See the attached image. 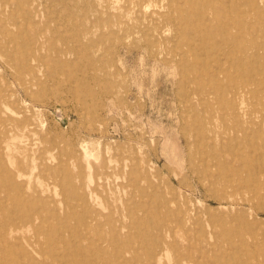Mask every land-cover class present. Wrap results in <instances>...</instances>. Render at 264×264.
Listing matches in <instances>:
<instances>
[{
    "label": "rangeland",
    "instance_id": "obj_1",
    "mask_svg": "<svg viewBox=\"0 0 264 264\" xmlns=\"http://www.w3.org/2000/svg\"><path fill=\"white\" fill-rule=\"evenodd\" d=\"M263 52L264 0H0V264H36L27 242L46 264H198L206 250L228 257L238 247L237 264L242 224L226 203L240 196L222 174L242 166L230 161L240 148L264 141ZM230 70L238 77L221 93L215 79ZM236 115L244 137L233 142ZM16 171L37 196L49 183L51 198L92 192L109 210L97 231L78 208L69 231L10 237L8 221L22 213L12 206ZM161 247L170 251L160 262L150 254Z\"/></svg>",
    "mask_w": 264,
    "mask_h": 264
},
{
    "label": "bare ground",
    "instance_id": "obj_2",
    "mask_svg": "<svg viewBox=\"0 0 264 264\" xmlns=\"http://www.w3.org/2000/svg\"><path fill=\"white\" fill-rule=\"evenodd\" d=\"M18 54H20V53H18ZM10 61H12V60H10ZM45 66H46V64H45ZM214 67H215V64H214ZM229 72L232 73V70L227 71L222 78L216 77V79H215V82L217 83L216 85L219 86V91L221 93L225 91V88L230 89V87H232V85H233L232 82L235 83L236 79L238 77L236 75H235V77L231 75L232 76L231 77L229 75ZM87 81H88V79H87ZM237 89H243L242 85L240 84L239 88H237ZM0 95H1V93H0ZM245 106H246L245 101L242 100L241 104L238 106V110L241 113H243V116L247 117V114H246L247 112L245 111ZM16 107H18V105ZM236 119H237V126H239L241 122L239 120L240 118L238 115H236ZM30 127H31L30 121L25 117L24 118L20 117V121H17V130L21 134L20 136H25L26 133L29 132ZM238 128L239 129L236 130V132H234L235 134L233 133V136L231 138L233 140V142L238 140V134H242L244 137V131L241 130L240 126ZM31 135L35 136L36 134L32 133ZM25 138H27V137L25 136ZM239 145L240 144L238 143V146ZM201 146H203V145H201ZM195 148H196V146H195ZM240 149H242V150H240L239 153H235L232 155L230 161H236L238 163V165H240V163H241L242 166H239V169H236L234 176L222 174L223 175L222 178H224V177L229 178V179H225L226 185L229 188H232L235 192H237V193L239 192V196H240L239 198L227 200V203H226L228 206H233V207H230L228 209L227 214L232 215L235 212L236 214L239 215V218L241 219V224H242L241 232H239L237 234V236L236 235L235 236L238 237V239L241 243V250L239 248V252L241 253V255L244 254L245 256L238 259V261H236V262H237V264H255L252 262V260H256L257 258L264 257V232L261 229H258L260 227V225L264 223V220L262 219L264 217V209L262 208L263 202L259 203L261 193H262V191H264V141H262L260 144L249 143V144L244 145ZM11 151H12V148L8 145L6 148L7 154L10 153ZM51 158H53V160H55L54 157L51 156ZM253 159L261 161V163L259 162L260 164L257 163V165H256V164H254ZM8 161H9L8 165L10 168H14L16 166L17 162L13 161V158L9 157ZM218 161L222 162L224 166L225 165L228 166V164H226V163H228V162H226L227 160H225L223 157H221ZM19 163L28 164L29 160H28V158H25L24 162L19 161ZM31 163H33V165H34L35 160L32 159ZM204 165H206V164H204ZM89 168H91V167L89 166ZM203 168H205V166H203ZM11 170H14V169H11ZM11 173H12V171H8L9 175ZM217 173H218V171H217ZM148 176H149L148 178L144 177L142 180L148 181L149 178L151 179V176L150 175H148ZM219 176H221V175H219ZM24 177L25 176L23 174L16 171V174H15L16 183H15V185H16L17 191H16V196L13 197L14 199L12 202V206L14 208V207H17L18 205H20V210L22 213H21V216L19 217L20 221L18 224H14L12 221H8L9 228L6 229L7 230L6 233L8 235H10V237H15L16 234H18L23 229L28 230V232H34V237H33L34 239H37V237L38 238L39 237L44 238L45 233L47 231H50L51 229L55 230L56 233L60 232V229L62 230V228L69 231L70 229H72V227L70 225V221L72 219V214L70 213V211H72L74 209H78V208H81L82 212H84L86 214V217H87L86 221L88 222V225H89L88 227L91 228L92 231H97L98 225L100 224L98 222L99 221L98 217L102 216L103 214H106V212L109 210L106 207V205L103 203V201H101L99 196L98 195L94 196L92 194V192H90L89 195L86 194L85 196H80V197L76 198L75 200H73V202H67V200L61 199L60 194H56V193H55V196L53 194V196L51 198L48 195V191L50 190L49 183H47L48 185H46V187H48L46 190H45V186L42 184V182L40 183L42 193H40L41 196H37L39 191L34 188L33 183H32V178H24ZM217 179H220V178H217ZM119 181H121V180H119ZM7 182L9 183V185H8L9 188H11L12 184L10 183V177H8ZM148 183L150 184L151 182L148 181ZM130 186L132 187V185H130ZM2 188L3 187L0 185V194L2 192ZM43 188H44V190H43ZM243 190H244V192H243ZM124 195H126V194H124ZM217 200H218L219 206H222V204H224V203L220 202L221 200H219V199H217ZM262 201H264V200H262ZM136 203H137V197H136V195H134L133 199L130 202V205H133ZM4 204L8 205L6 202H4ZM137 205H139V206H137L136 211H142V209H141L142 205L140 204L139 201H138ZM42 209L44 210L43 214L41 212ZM214 213H215V211H214ZM192 220L193 219L191 217H188V219L186 221L187 224L188 223L192 224ZM53 222L55 223L54 225L51 224ZM195 229H196V227H195ZM136 233H138V232H136ZM148 234H150V233H148ZM171 234L172 233L169 232V238H172L173 234L172 235ZM214 236L215 235H213L212 233L208 235L209 239L216 240ZM235 236L229 237L228 239L231 241L235 238ZM87 239L91 240L94 243L99 242L98 246L100 244L104 245V244L108 243V240L106 239V237L98 236V237L94 238V240H92L93 239L92 235H90V236H88ZM231 242H233V241H231ZM161 243L163 246H164V244H166L165 241H163ZM156 244L157 243L155 242V244H153V247H155ZM94 245L96 246L97 244H94ZM0 247H2L1 244H0ZM27 247H28L27 253L28 254L31 253L34 257L37 258V259L34 258V261H36V264H46L45 261L39 260L43 256V253L37 251L34 248V246L32 244H30L29 242H27ZM149 247L150 246L148 245V248ZM133 249H134V247H133ZM236 249H238V247H236ZM236 249H235V247H232V249L230 248L231 251L236 250ZM169 251H170L169 247H161L156 252H154V251L151 252L150 255L154 259L157 258L161 262L163 260L168 259ZM222 251H221V253H222ZM230 252L228 251L226 256L230 257L231 259H229L228 257H223L222 256L223 253L222 254L220 253L218 256H213V253L210 250H208V251L206 250L205 254L201 256V260L198 262V264H230V261L232 260V257H233ZM236 252L237 251H235V253ZM66 255L67 254H65V256ZM187 256L192 257V255L190 253H188ZM55 257H56V260L59 259L58 258L59 256L56 255ZM174 259L177 263L180 260L179 257H175ZM64 264H78V263L71 260L70 262L65 261ZM183 264H191V262L186 260V261H183Z\"/></svg>",
    "mask_w": 264,
    "mask_h": 264
}]
</instances>
